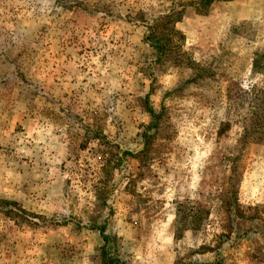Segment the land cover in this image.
Instances as JSON below:
<instances>
[{
  "label": "rangeland",
  "instance_id": "374dc122",
  "mask_svg": "<svg viewBox=\"0 0 264 264\" xmlns=\"http://www.w3.org/2000/svg\"><path fill=\"white\" fill-rule=\"evenodd\" d=\"M196 2L0 0V264H264V0Z\"/></svg>",
  "mask_w": 264,
  "mask_h": 264
},
{
  "label": "trees",
  "instance_id": "16d2710c",
  "mask_svg": "<svg viewBox=\"0 0 264 264\" xmlns=\"http://www.w3.org/2000/svg\"><path fill=\"white\" fill-rule=\"evenodd\" d=\"M233 0H199L196 2V12L206 15L210 7L215 2H230ZM184 10L172 9L170 13L165 14L153 21V25L148 26V34L145 36V41L158 55V60L171 53L174 48L180 50L185 43V36L180 32L176 25L182 22L184 18ZM152 116H155L153 110L150 111ZM10 207H16L13 202H8ZM102 237L103 244L98 249V256L102 264H129L122 256L118 239L106 233V227L98 228Z\"/></svg>",
  "mask_w": 264,
  "mask_h": 264
}]
</instances>
